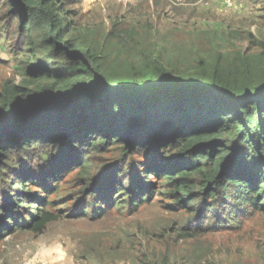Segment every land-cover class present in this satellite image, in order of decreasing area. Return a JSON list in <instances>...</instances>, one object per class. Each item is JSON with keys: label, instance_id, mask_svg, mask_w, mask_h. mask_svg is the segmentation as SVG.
I'll return each mask as SVG.
<instances>
[{"label": "trees", "instance_id": "obj_1", "mask_svg": "<svg viewBox=\"0 0 264 264\" xmlns=\"http://www.w3.org/2000/svg\"><path fill=\"white\" fill-rule=\"evenodd\" d=\"M5 2L20 14L26 37L36 38L24 50L39 47L46 55L21 83L2 84L0 239L15 229L41 233L57 220L35 208L26 221L13 222L24 206L42 202L31 185L46 190L73 168L97 204L119 195L135 211L153 192L154 176L179 209L203 204L216 218L212 204L223 216L264 212V83L231 82L217 70L184 78L158 64L154 84L131 89L66 39L69 19L59 0ZM41 80L52 84L34 89ZM112 147L119 161L94 176L91 156Z\"/></svg>", "mask_w": 264, "mask_h": 264}, {"label": "rangeland", "instance_id": "obj_2", "mask_svg": "<svg viewBox=\"0 0 264 264\" xmlns=\"http://www.w3.org/2000/svg\"><path fill=\"white\" fill-rule=\"evenodd\" d=\"M59 2L69 19L66 39L98 57L107 78L128 82L131 89L154 84L158 64L184 78L217 70L231 82L264 83V0H232V9L221 0ZM19 15L0 0V92L5 80L21 83L23 73L46 55L39 47L35 54L24 50L25 42L36 38L21 31ZM51 84L41 80L33 88ZM91 157L95 176L120 154L112 147ZM148 181L153 192L135 211L128 197L97 204V196H86L77 168L50 182V189L31 185L42 202L24 206L13 222L26 221L35 208L58 219L41 233L6 232L0 264H264V212L223 216L212 204L216 218L203 204L179 209L160 180L149 176Z\"/></svg>", "mask_w": 264, "mask_h": 264}, {"label": "built area", "instance_id": "obj_3", "mask_svg": "<svg viewBox=\"0 0 264 264\" xmlns=\"http://www.w3.org/2000/svg\"><path fill=\"white\" fill-rule=\"evenodd\" d=\"M234 2V1H233ZM232 0H221V4L228 9L236 8L235 4H233Z\"/></svg>", "mask_w": 264, "mask_h": 264}]
</instances>
